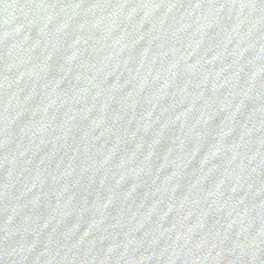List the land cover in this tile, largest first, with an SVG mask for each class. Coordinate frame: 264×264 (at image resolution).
I'll return each mask as SVG.
<instances>
[{"label":"water","instance_id":"95a60500","mask_svg":"<svg viewBox=\"0 0 264 264\" xmlns=\"http://www.w3.org/2000/svg\"><path fill=\"white\" fill-rule=\"evenodd\" d=\"M0 264H264V0H0Z\"/></svg>","mask_w":264,"mask_h":264}]
</instances>
